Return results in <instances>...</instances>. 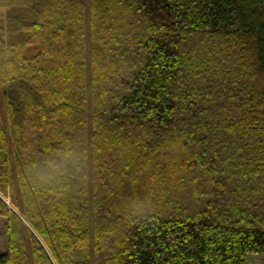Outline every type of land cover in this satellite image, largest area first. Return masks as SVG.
<instances>
[{
  "label": "trees",
  "instance_id": "1",
  "mask_svg": "<svg viewBox=\"0 0 264 264\" xmlns=\"http://www.w3.org/2000/svg\"><path fill=\"white\" fill-rule=\"evenodd\" d=\"M0 217V264L264 255V0H0Z\"/></svg>",
  "mask_w": 264,
  "mask_h": 264
},
{
  "label": "rangeland",
  "instance_id": "2",
  "mask_svg": "<svg viewBox=\"0 0 264 264\" xmlns=\"http://www.w3.org/2000/svg\"><path fill=\"white\" fill-rule=\"evenodd\" d=\"M88 18H89V12H88ZM88 49H89V58H90V27H88ZM91 124H92V121L90 119L89 121L90 127H91ZM89 172H90V184L92 187V175H93L92 155H90V159H89ZM91 192H92V189H91ZM5 201L11 206L9 199H6ZM17 213L23 218V216L19 212ZM23 219L25 220V218ZM10 239H11V236L8 232V228L6 225V218L0 217V254L8 250L10 246ZM247 264H264V255L249 254L247 258Z\"/></svg>",
  "mask_w": 264,
  "mask_h": 264
}]
</instances>
